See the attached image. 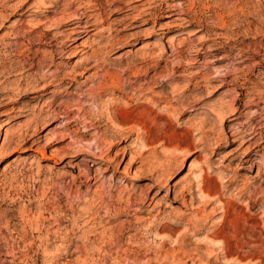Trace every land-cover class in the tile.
<instances>
[{
	"label": "rangeland",
	"instance_id": "1",
	"mask_svg": "<svg viewBox=\"0 0 264 264\" xmlns=\"http://www.w3.org/2000/svg\"><path fill=\"white\" fill-rule=\"evenodd\" d=\"M40 1L10 0V16L15 4L27 5L0 37V126L8 122L0 138V264H44L32 243L57 229L70 233L69 241L51 264H264V120L244 145L229 133L249 125L264 106V0H45L52 7H31ZM95 2L104 12H89L90 23H98L94 32L60 33ZM91 44L101 59H87ZM141 44L147 47L139 51ZM61 45L78 48L56 56L45 72L48 63L39 58ZM22 66L31 69L24 73ZM70 71L84 72L74 83L38 92L51 75ZM101 80L108 83L100 91ZM256 94L260 101L250 103ZM24 95L29 99L13 104ZM21 106L34 115L68 114L69 131L62 132L60 114L24 144L13 134L31 118L13 117ZM109 109L116 122L101 130L111 143L91 149L95 132L83 141L81 120L90 124ZM144 118L157 119L162 131L152 133L148 148L136 135L115 137L132 128L143 136ZM73 131L77 136L62 137ZM236 220L245 235L238 240L231 237ZM87 238L92 254L77 259L75 247ZM224 249L233 255L225 258Z\"/></svg>",
	"mask_w": 264,
	"mask_h": 264
},
{
	"label": "bare ground",
	"instance_id": "2",
	"mask_svg": "<svg viewBox=\"0 0 264 264\" xmlns=\"http://www.w3.org/2000/svg\"><path fill=\"white\" fill-rule=\"evenodd\" d=\"M114 1V0H113ZM118 1H120V0H118ZM118 1L116 2V0H115V2L116 3H118ZM10 2V0H4V3H3V5L1 6V8H0V37H4L5 35L7 36V34H5V33H3V34H1L2 33V31L4 30V28H5V24L6 23H9L10 22V19H11V17H14V16H16V15H18V13H20L25 7H26V5H27V2H19L17 5L15 4L14 6H12L10 9H12V15L10 16V15H8V14H5V12L7 11V9L9 8V6H8V3ZM121 2V1H120ZM85 3V2H84ZM113 3V2H112ZM86 6V5H85ZM31 7H33V8H36V7H40V8H42V7H45V8H49V7H52V4L50 5H48V4H46V2H45V0H41L40 1V4L38 3V4H36V6H35V4L33 5V6H31ZM87 8H88V10L90 9L91 11H84L83 10V12H80V14H77L73 19L71 18H68V19H70V20H68L67 21V24L69 25V26H71L70 28H67L66 30H64V31H62V32H60V33H62V34H64L65 32H68V33H70V34H73V35H77V36H86V35H88V34H90V33H92V32H94L96 29H97V25H98V23H90V21H91V19L93 18V17H95V16H93L92 14H89V12H98L97 13V15H98V17H101V16H99L100 15V13H103L104 11L102 10V7H101V4H99V3H90L88 6H87ZM39 9V8H38ZM43 9V8H42ZM82 10V9H81ZM28 11H30V8H27L26 9V12H28ZM8 12V11H7ZM23 13V12H22ZM24 14H25V12H24ZM20 15V14H19ZM22 16V15H21ZM224 18V17H223ZM221 19V18H220ZM219 19V20H220ZM220 21H222L221 22V24H223V20H220ZM62 22H63V20H62ZM62 22H61V27H64V25L62 24ZM225 22V21H224ZM103 24V23H102ZM224 25V24H223ZM15 27V26H14ZM15 29H16V33L17 34H19L20 33V31H22V29H19L17 26L15 27ZM219 29V28H218ZM68 35V34H67ZM49 36H50V34H45L44 35V38L42 39V40H47L48 38H49ZM38 38V37H37ZM81 38V37H80ZM174 38V37H173ZM2 39V38H1ZM235 39V38H234ZM49 40H51V42L52 41H57V38L55 39L54 37H51ZM237 40V39H236ZM33 41V38L31 37V38H29L28 39V42H32ZM105 41V40H104ZM107 43H108V41H106ZM59 44V43H58ZM255 45V44H254ZM145 47H147L145 44H141L140 46H139V48H138V50L139 51H142V50H144L145 49ZM253 47V46H252ZM60 50H57V51H54V52H51V53H49V54H47V55H44V56H41V58H39L40 59V61H41V63H43V66H44V64L45 63H48L46 66L49 68V69H46L45 70V72H48V71H50V68L51 67H53L54 65H55V63H56V60H57V58H56V56H58V55H61V56H65V55H68V56H70L72 53H73V51L75 52V50L78 48V46H74V45H67V46H65V45H61L60 47ZM91 48H93L94 50L92 51V53L90 54V56L89 57H87V59L88 58H99L101 55H100V50H99V48H95V46L94 45H92L91 44ZM242 48V47H241ZM257 48V47H256ZM255 49V48H254ZM261 49V48H260ZM200 50V49H199ZM241 50V49H240ZM256 52V51H255ZM197 53V52H196ZM257 53V52H256ZM263 55V54H262ZM262 55H261V57H262ZM72 57V56H71ZM99 59H101V57L99 58ZM27 62V61H26ZM198 63V62H197ZM29 66V65H28ZM42 66V65H41ZM40 67V66H39ZM20 68V67H19ZM31 68H29L28 70H25V66H22L21 68H20V70H23L24 71V73L25 72H27V71H29ZM89 69V68H88ZM87 69V70H88ZM84 72V71H83ZM83 72H73V71H70V72H68L67 74H65V75H60V73H57V74H54V75H51L50 77H51V80L50 81H48L46 84H43L42 86H40V88H38L39 90H38V92H42V91H46V90H48L49 88H54V89H60V88H62L63 86H65V85H67V84H71V83H74V82H76L77 81V79H78V77L81 75V74H83ZM106 74V73H105ZM105 74H104V76H101V78L102 79H104L105 78ZM103 75V74H102ZM107 76V75H106ZM222 76V75H221ZM41 78H43V76L41 77ZM109 78V77H108ZM112 78V77H111ZM83 83V85H84V83H85V81L84 82H82ZM108 83V82H107ZM107 83L105 82V81H102L101 80V82H100V84L98 83V85L96 86L97 87V89H100V91H101V89L102 90H104L106 87H107ZM228 84V83H227ZM108 85H110V84H108ZM114 85V84H113ZM112 86V85H111ZM42 87V88H41ZM114 88H116V89H118L117 87H116V85L114 86ZM138 89V88H137ZM146 89V88H145ZM217 89V88H216ZM94 91V90H93ZM106 91V90H105ZM103 92V91H102ZM104 93V92H103ZM0 97H1V95H0ZM29 96L28 95H24V96H22L19 100H17L16 102H14L13 104L15 105V104H20V102L22 101V100H24V99H29L28 98ZM138 99H140V98H138ZM260 99V95L259 94H256V95H254V96H252V99H250V103H254L256 100H259ZM260 101V100H259ZM258 101V102H259ZM92 103V102H91ZM97 103V102H96ZM169 103V102H168ZM106 104H107V102H106ZM255 104H256V102H255ZM254 104V105H255ZM6 105V104H5ZM251 106H253V105H251ZM1 107H3V105H1L0 104V108ZM6 107H7V105H6ZM77 107V106H76ZM84 107V106H83ZM229 107H230V105H229ZM254 107V106H253ZM231 108V107H230ZM15 110H13V111H15L14 112V115H13V117L14 118H17V117H19V118H24V117H26L27 119L31 116V118H29L28 119V121H27V123H25V125H23L21 128H19V129H17V130H14V132H13V134L15 133L19 138H22V140H24L25 141V143L24 144H26L28 141H30V140H26V137L27 136H29V133L31 132L32 134H36L37 133V129H44L46 126V123L49 121V120H51V119H54L55 120V118H58L59 116H60V114H61V118H63L64 120H65V124H64V127H63V130H62V132H64V131H69V128H70V118H69V116H68V114H66V113H64V112H62V113H47V114H45L44 112H38L36 115H34V113L33 112H30V110H28V109H24V106H21V107H17V108H14ZM80 110H83V108H80ZM100 110V109H99ZM136 110V109H135ZM228 110H229V108H228ZM109 112H108V115H106V116H104V117H100V119L98 120H96L95 122H91L90 124H87V122H85L86 120L85 119H82L81 121H83L82 123V129H84V131H82L83 132V134H82V136H81V138L83 139V141L87 138V137H90V133H91V131H94L95 132V134L94 135H91V136H93V144H92V148L91 149H94V150H101L102 149V147H104V145H106V144H109L110 145V143L111 142H109V140L105 137V136H103L102 135V124L103 123H109V122H111V123H115L116 122V118H114L112 115H111V109H109L108 110ZM234 110L231 108V110H229V112H230V115H229V117H233L234 115H235V113L233 112ZM30 113V114H29ZM257 113V112H256ZM91 114V113H90ZM219 115V117L221 116L220 114H218ZM78 116V115H77ZM80 116H81V114H80ZM86 116V115H85ZM169 116H171V115H169ZM117 117V116H116ZM218 117V116H217ZM260 118H262V119H260ZM75 119V118H74ZM78 119V118H77ZM94 119V118H93ZM259 120H264V106H263V108H261V109H259L258 110V114L254 117V118H252L250 121H249V125H244L242 128H241V130H238L237 132H233V133H231V132H229L230 133V137H232V138H234L233 139V142L236 140L235 138H237L238 140H242V142L240 143V144H243L244 145V143H248L249 141H252L253 139H255V137L258 135V133H257V130L258 129H260L259 127L258 128H256V124H258L259 123ZM75 121V120H74ZM160 123V122H159ZM125 124V123H124ZM255 124V125H254ZM147 125H149L150 126V129L148 130L146 127H147ZM227 125V123L226 122H224L223 121V127H225ZM7 126H8V122H6L5 120H3L2 121V123H1V126H0V138L4 135V134H8V128H7ZM138 126H139V130H142L143 131V136H141L140 134L138 135V133H137V131L136 130H134L133 128L132 129H130L129 131H126L125 133H124V131H118V134H116V136L115 137H117V138H119V137H124V135H126V134H128L129 136L130 135H136V139H137V141H136V143L138 142V144L141 146V147H146V148H148L149 147V144L151 143V142H153L154 141V139L155 138H153V137H151V135H152V133H153V135L155 134V135H158V134H160L161 132H160V130H159V128H158V121H157V119H149V118H144V119H142V122H140L139 124H138ZM117 127V126H116ZM129 127V126H128ZM133 127V126H132ZM221 127V126H220ZM78 128V127H77ZM245 129V130H244ZM230 131V130H229ZM142 133V132H141ZM73 135H76L77 136V131H73V132H70V133H68L67 132V134L65 133H63L62 134V137L63 138H66V139H69V138H73L74 136ZM154 135V136H155ZM223 136V135H222ZM33 137V136H32ZM246 137H248V139L247 140H245L244 141V139L246 138ZM125 138V137H124ZM124 138H123V140H124ZM128 138V137H127ZM136 139H134V140H136ZM119 140V139H118ZM237 140V141H238ZM90 141V140H89ZM88 141V142H89ZM121 141V139L118 141V142H120ZM46 142H47V140H46ZM117 142V143H118ZM85 143V142H84ZM115 144V143H114ZM137 144V145H138ZM262 144V142H259V144H256V146H255V149L256 148H258V147H260V145ZM36 146V143H35V141H33V142H31V146H30V149H32L33 147H35ZM89 146V145H88ZM112 147V146H111ZM29 148V147H28ZM80 149V148H79ZM89 150V149H88ZM93 150V151H94ZM78 151H81V150H78ZM83 151V150H82ZM91 151V150H90ZM5 152V150H3V149H1L0 150V155L1 154H3ZM75 152V151H74ZM76 152H77V149H76ZM78 153V152H77ZM93 153V152H92ZM41 155H43V154H41ZM44 156V155H43ZM53 156L55 157L56 156V154H53ZM92 158H93V160H101L100 158H99V156L97 157L96 155H95V153H93V155L91 156ZM89 161V160H88ZM85 162V161H84ZM86 164V163H85ZM133 164H134V162H133ZM89 168V167H88ZM118 171H120L119 170V168H116V172H118ZM89 172H90V170H89ZM115 175V174H114ZM114 175H113V177H114ZM112 177V178H113ZM130 178L129 179H131V181H138L140 178L137 176V174H130V176H129ZM158 183H159V180H157V179H155V183L154 184H156V185H158ZM202 188V187H201ZM199 190H201V189H199ZM203 190V189H202ZM201 190V191H202ZM203 192V191H202ZM184 193V192H183ZM183 193H182V195H183ZM202 194V193H201ZM184 196V195H183ZM130 198H131V196H130ZM183 198V197H182ZM140 200H138L139 201V203L137 204L138 205V207H139V209H141V208H143V207H145L146 206V204L148 203V201L149 200H151L148 196L147 197H142V198H139ZM120 200V199H119ZM184 200V199H183ZM127 201V200H126ZM127 203H129V201L127 202ZM136 206V205H135ZM137 211H138V209H137ZM42 213V212H41ZM45 213V212H44ZM90 214V213H89ZM42 215V214H41ZM43 216V215H42ZM87 217V216H86ZM46 218V217H45ZM89 218H91V217H89ZM41 219V218H40ZM235 219V218H234ZM233 219V220H234ZM47 220V219H46ZM74 220V219H73ZM93 220V219H92ZM54 221V220H53ZM73 222V221H72ZM86 222V221H85ZM233 222V221H232ZM242 223V222H241ZM32 224H33V222H32ZM85 224V223H84ZM233 235L234 236H231V237H235L237 240H238V237L241 235H244V226L243 225H240L239 224V221L237 222V220L236 221H234L233 222ZM41 225V224H40ZM57 225V224H56ZM165 225V224H164ZM222 225V224H221ZM229 226V225H228ZM33 227H34V230H39V222L37 221V222H35L34 224H33ZM164 227V226H163ZM162 227V228H163ZM227 228V227H226ZM228 229H229V227H228ZM47 230V229H46ZM45 230V231H46ZM51 230V229H50ZM65 230V229H64ZM64 230H58L57 229V231H52L51 230V232H49V231H46L45 232V235L44 236H42V233H41V237L40 236H38L37 235V237H36V239L33 241V243H32V248H33V246H35V243L36 242H38V249H40L42 252H43V256L46 258L45 260H44V264H51L50 263V260H52V257H53V255H58L60 252H62V245H63V243H65V242H67V240L69 239V235H70V233H68V232H66V231H64ZM64 231V232H63ZM221 231V230H220ZM223 231H225V229H223ZM228 231V230H227ZM226 231V232H227ZM34 232V231H33ZM224 232H222V234H223ZM232 233H231V235H232ZM44 234V233H43ZM213 235V234H212ZM222 235H220L219 236V234L218 233H215L214 235H213V237H221ZM226 236V235H225ZM225 236H222V237H225ZM245 236V235H244ZM246 236H248L247 234H246ZM254 236V235H253ZM227 237H228V235H227ZM230 237V236H229ZM226 238V237H225ZM234 238V239H235ZM246 238V237H245ZM88 239V240H87ZM86 239V242H85V245H83L82 247H75V252L76 253H78V252H80L81 254V256H78L77 257V259H79V258H81V257H85L84 258V260H86L92 253V251L90 252V250L92 249L91 248V243H90V241H89V238H87ZM250 239V238H249ZM248 239V240H249ZM241 239H239V241H240ZM253 240H255V239H253ZM32 241V240H31ZM69 241V240H68ZM71 241V240H70ZM239 241H237V242H239ZM58 242H60V243H58ZM248 242V241H247ZM250 243H251V240L249 241ZM242 242L240 241V247H241V244ZM250 243H248L249 245H250ZM253 244L252 245H254V242H252ZM256 244V243H255ZM94 246V245H93ZM244 246H245V244H244ZM31 247V246H30ZM236 247V246H235ZM237 248V247H236ZM241 249H243V248H241ZM256 249V248H255ZM16 250V249H15ZM64 250V249H63ZM222 250V249H221ZM238 250V249H237ZM240 250V249H239ZM244 251V250H243ZM9 252V251H8ZM96 252V251H95ZM223 255H224V257L226 258V257H228L229 255L231 256V251L230 250H228V249H224L223 251ZM233 252V251H232ZM34 253V252H33ZM67 252H63V254H66ZM236 253V252H235ZM251 253V252H250ZM74 254V253H73ZM105 254V253H104ZM242 254V253H241ZM233 255V254H232ZM107 256V255H106ZM236 256H237V253H236ZM243 256V255H242ZM20 257V256H19ZM23 257V256H22ZM239 257V256H238ZM90 258V257H89ZM102 258V257H101ZM104 259V258H103ZM102 259V260H103ZM99 260V259H98ZM227 260V259H226ZM236 260H238V259H236ZM239 260H240V257H239ZM120 261V260H119ZM63 263V262H62Z\"/></svg>",
	"mask_w": 264,
	"mask_h": 264
}]
</instances>
